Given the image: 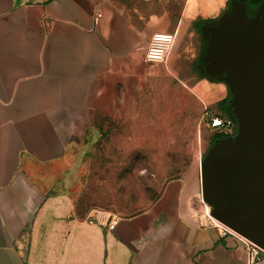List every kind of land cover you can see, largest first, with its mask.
Segmentation results:
<instances>
[{
	"label": "crops",
	"instance_id": "1",
	"mask_svg": "<svg viewBox=\"0 0 264 264\" xmlns=\"http://www.w3.org/2000/svg\"><path fill=\"white\" fill-rule=\"evenodd\" d=\"M168 1L0 0V264H264L199 223V165L113 230L110 215L78 216L75 197L56 189L51 168L98 133V117L119 114L120 88L135 93L152 72V37L176 33L164 64L174 67L181 34L214 12L213 0H187L174 21ZM216 83L220 102L231 92Z\"/></svg>",
	"mask_w": 264,
	"mask_h": 264
},
{
	"label": "rangeland",
	"instance_id": "2",
	"mask_svg": "<svg viewBox=\"0 0 264 264\" xmlns=\"http://www.w3.org/2000/svg\"><path fill=\"white\" fill-rule=\"evenodd\" d=\"M186 2L168 1L172 20H177ZM212 3L213 14L198 17L181 34L175 66L167 69L162 63H149L152 72L148 71L140 90L128 94L120 88L119 114L101 119V131L88 135L84 145L51 168L56 189L64 186L75 197L78 216L103 212L129 217L150 206L169 181L200 166L215 133L210 117L221 115L217 99L222 94L213 84L218 80L211 83L195 70L203 54L198 22L216 23L231 0ZM200 82L211 86L210 101L198 94ZM194 204L198 215L205 213L202 196Z\"/></svg>",
	"mask_w": 264,
	"mask_h": 264
},
{
	"label": "water",
	"instance_id": "3",
	"mask_svg": "<svg viewBox=\"0 0 264 264\" xmlns=\"http://www.w3.org/2000/svg\"><path fill=\"white\" fill-rule=\"evenodd\" d=\"M251 14L246 1L233 0L202 29L200 71L228 85L238 129L208 149L200 182L212 217L264 251V1Z\"/></svg>",
	"mask_w": 264,
	"mask_h": 264
},
{
	"label": "built area",
	"instance_id": "4",
	"mask_svg": "<svg viewBox=\"0 0 264 264\" xmlns=\"http://www.w3.org/2000/svg\"><path fill=\"white\" fill-rule=\"evenodd\" d=\"M103 17L101 12H97L94 21L98 24L100 19ZM177 35L176 33H160L155 34L149 44V47L145 53V62L147 63H167L170 54L172 53L174 46L176 44ZM210 125L219 133L226 136H233L236 133V124L230 118H223L218 115L210 117ZM202 203L206 207V203ZM206 209V208H205ZM120 218L114 216L111 217L107 223L109 230H113L118 224ZM199 223L204 227H213L220 229L223 236H232L239 241H241L247 249L248 261L249 263H255L264 257V251L254 244L253 242L247 240L246 238L240 236L221 222L214 219L210 212L205 210V213L198 215Z\"/></svg>",
	"mask_w": 264,
	"mask_h": 264
},
{
	"label": "trees",
	"instance_id": "5",
	"mask_svg": "<svg viewBox=\"0 0 264 264\" xmlns=\"http://www.w3.org/2000/svg\"><path fill=\"white\" fill-rule=\"evenodd\" d=\"M232 1L233 0H231V3H232ZM244 1H246L247 5H248L249 14H250V16H252L251 13L254 12V11H256L258 9V7L261 5V3L264 0H244ZM231 3H230V6H231ZM203 22H205V21H199L198 23L200 25L197 28V31L200 33V35L202 37V42H203V54H202V56L206 53L207 37L202 33L201 28L204 25L211 24V22H205L204 24H203ZM198 23H196V24H198ZM201 24H203V25H201ZM203 66H204V61H203L202 57H200L197 60V63L195 64V70H196L197 74L200 75L202 78L205 77L204 75H202V73L200 71V68L203 67ZM232 98H233V95L230 93L227 98H225L224 100L218 102L217 107H218L219 111L221 112V115H218V116L223 117V118H230L231 120L234 121V123L236 124V127L238 129V121H237V119H236V117H235V115L233 113V108H232V105H231ZM101 119H108V117H105V116L98 117V120L96 121V128H97L98 131H101V127H100V124H99V122H100ZM237 129H236V133H237ZM236 133L233 136H235ZM226 137H229V136L223 135V134L219 133L217 130H215V133H214L213 137L210 140V146H209V148L212 147L219 140H221L223 138H226ZM206 153H205V155H206ZM205 155H204V157H205ZM158 197L152 203H154L158 199ZM147 208H149V206ZM79 210L80 209L77 208V212L78 213H79ZM138 213H140V212H138ZM133 215H135V214H133Z\"/></svg>",
	"mask_w": 264,
	"mask_h": 264
},
{
	"label": "bare ground",
	"instance_id": "6",
	"mask_svg": "<svg viewBox=\"0 0 264 264\" xmlns=\"http://www.w3.org/2000/svg\"><path fill=\"white\" fill-rule=\"evenodd\" d=\"M206 209L210 212V207L208 205H206Z\"/></svg>",
	"mask_w": 264,
	"mask_h": 264
}]
</instances>
